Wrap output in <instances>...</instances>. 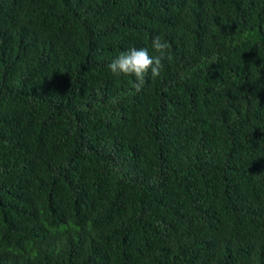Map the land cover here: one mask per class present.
<instances>
[{"label": "trees", "instance_id": "trees-1", "mask_svg": "<svg viewBox=\"0 0 264 264\" xmlns=\"http://www.w3.org/2000/svg\"><path fill=\"white\" fill-rule=\"evenodd\" d=\"M0 264H264V0H0Z\"/></svg>", "mask_w": 264, "mask_h": 264}, {"label": "clouds", "instance_id": "clouds-1", "mask_svg": "<svg viewBox=\"0 0 264 264\" xmlns=\"http://www.w3.org/2000/svg\"><path fill=\"white\" fill-rule=\"evenodd\" d=\"M153 53L147 48H130L122 51L108 65L113 74L134 76L136 92H140L151 74L153 79L159 77L164 68V61L170 59L169 43L160 35H154L151 41Z\"/></svg>", "mask_w": 264, "mask_h": 264}]
</instances>
